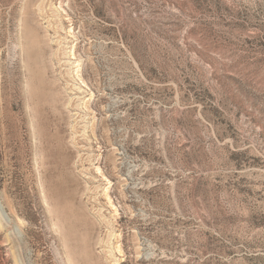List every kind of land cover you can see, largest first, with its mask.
<instances>
[{
	"label": "rangeland",
	"instance_id": "374dc122",
	"mask_svg": "<svg viewBox=\"0 0 264 264\" xmlns=\"http://www.w3.org/2000/svg\"><path fill=\"white\" fill-rule=\"evenodd\" d=\"M0 264H264V0H0Z\"/></svg>",
	"mask_w": 264,
	"mask_h": 264
}]
</instances>
